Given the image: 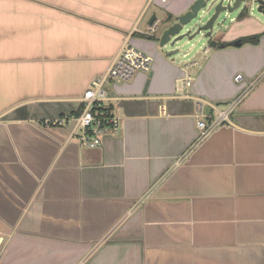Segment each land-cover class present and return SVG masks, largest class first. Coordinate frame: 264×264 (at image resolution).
I'll return each instance as SVG.
<instances>
[{
    "label": "crops",
    "instance_id": "1",
    "mask_svg": "<svg viewBox=\"0 0 264 264\" xmlns=\"http://www.w3.org/2000/svg\"><path fill=\"white\" fill-rule=\"evenodd\" d=\"M194 1L0 0V264H264V20L163 55L149 26ZM123 45L150 71L107 84L119 128L83 146L55 122ZM238 73L262 78L197 143V115L228 109Z\"/></svg>",
    "mask_w": 264,
    "mask_h": 264
},
{
    "label": "built area",
    "instance_id": "2",
    "mask_svg": "<svg viewBox=\"0 0 264 264\" xmlns=\"http://www.w3.org/2000/svg\"><path fill=\"white\" fill-rule=\"evenodd\" d=\"M157 22L149 26V34L156 30ZM151 57L132 45H123L120 51L111 60L108 69L99 75L94 76L87 89L80 97V109L77 115H67L57 119L55 123L74 124L80 128L78 140L83 146L96 147L102 144V136L105 133H114L118 130L120 120L118 117L107 116L103 111L108 99L107 84L111 81L130 80L137 72H149ZM262 75L245 81L241 73L235 75L236 81H245V88L233 98L226 111H219L218 116L206 120L201 114L196 117V126L199 130L197 143L206 138L216 127L228 119L229 112L239 103L248 92L261 80ZM190 77L184 80L185 86L190 83ZM102 109V111H97Z\"/></svg>",
    "mask_w": 264,
    "mask_h": 264
},
{
    "label": "water",
    "instance_id": "3",
    "mask_svg": "<svg viewBox=\"0 0 264 264\" xmlns=\"http://www.w3.org/2000/svg\"><path fill=\"white\" fill-rule=\"evenodd\" d=\"M255 14L264 17V0H195L185 11L157 23L156 47L167 57H187L217 45L216 36L230 22ZM155 20L152 15L150 22ZM234 44H239L236 41Z\"/></svg>",
    "mask_w": 264,
    "mask_h": 264
},
{
    "label": "trees",
    "instance_id": "4",
    "mask_svg": "<svg viewBox=\"0 0 264 264\" xmlns=\"http://www.w3.org/2000/svg\"><path fill=\"white\" fill-rule=\"evenodd\" d=\"M259 36L260 35H250V36H247V37H243L240 42L241 43H246V42H249V43H257L258 40H259ZM98 112L99 111H102V109H98L97 110ZM107 116H111L112 113H111V109L109 107H105L104 110H103ZM78 114V111L73 113V115H77Z\"/></svg>",
    "mask_w": 264,
    "mask_h": 264
},
{
    "label": "rangeland",
    "instance_id": "5",
    "mask_svg": "<svg viewBox=\"0 0 264 264\" xmlns=\"http://www.w3.org/2000/svg\"><path fill=\"white\" fill-rule=\"evenodd\" d=\"M254 16H255V17H259V18H261V19L264 20V17H263L262 15H260V14H255V13H254ZM225 23H226L227 25L230 24V20H226ZM198 53H199V52H197V54H196V53H195V54H191L190 57L194 58V57H196V56L198 55ZM192 58H190V59H192ZM190 59H186V58H184L183 62H187V61L190 60Z\"/></svg>",
    "mask_w": 264,
    "mask_h": 264
}]
</instances>
